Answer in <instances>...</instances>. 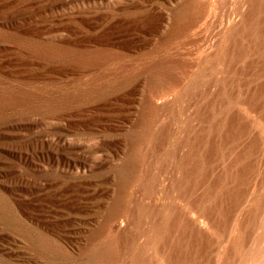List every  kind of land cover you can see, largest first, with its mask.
Segmentation results:
<instances>
[{
	"label": "rangeland",
	"instance_id": "374dc122",
	"mask_svg": "<svg viewBox=\"0 0 264 264\" xmlns=\"http://www.w3.org/2000/svg\"><path fill=\"white\" fill-rule=\"evenodd\" d=\"M83 1L45 10L39 0L0 1L1 11L39 10L17 25L0 26V122L45 120L0 131V264H121L122 248H127L128 264H150V248H169L180 193L192 200L206 193L214 201L209 159L218 117L209 111L214 95L206 90H215L225 61L230 63L228 80L236 86L229 43L237 36L245 55L248 0ZM163 13L167 19L159 22ZM23 30L41 35L31 37ZM51 36L58 38L46 39ZM61 69L67 72L56 73ZM140 80L138 94L126 97L138 102L114 100ZM252 87L246 84L241 99ZM152 91L158 97L174 95L171 111L178 126L171 140L169 117L149 113ZM236 102L229 101L221 138L244 134L245 118L237 114ZM68 112H76L63 117L69 123L52 119ZM233 115L240 121L232 129ZM183 129L192 152L175 160L173 142L181 143ZM55 135L78 146L64 151L54 146L49 153L35 149ZM95 159L101 167L90 171ZM132 160L138 166L128 170ZM173 168L180 180L173 184L168 205L135 202L136 190L147 197L161 189L164 196L168 189L157 176ZM109 175L123 182L132 208L134 235L127 240L100 229L116 201L107 192L120 186ZM40 184L49 187L38 191ZM174 245L200 248L183 228ZM32 257L37 261H22Z\"/></svg>",
	"mask_w": 264,
	"mask_h": 264
},
{
	"label": "bare ground",
	"instance_id": "6f19581e",
	"mask_svg": "<svg viewBox=\"0 0 264 264\" xmlns=\"http://www.w3.org/2000/svg\"><path fill=\"white\" fill-rule=\"evenodd\" d=\"M39 1L43 2L40 10H45L68 4L70 0ZM189 1L193 4L197 2V0ZM84 2L82 0V3ZM202 4L206 7L208 3L204 1ZM37 13L39 10L34 8L18 10L16 8L10 12L0 10V26L5 28L12 24L17 25L18 21L22 20L21 17L31 18ZM165 15V13L161 14L159 22L167 19ZM239 29L236 27L235 32L239 33ZM177 31L179 30L176 29L175 32ZM247 31L248 40L245 55L240 53L242 50L241 39L236 36L229 43L230 52L235 53L232 65L237 76L235 88L233 89L232 83L228 80L230 63L225 61L222 62V67L218 68L215 90H210V88L206 90L207 96L214 95L209 111L213 117H218V122L215 125L216 133L211 140L212 153L209 159L210 171L213 176L211 193L214 195V201L210 203L206 193L196 200H192L189 195L180 193L178 201L175 203L177 215L173 224L169 248H150V264H264V0H248ZM22 32L31 37H40L41 35L38 31L33 30H23ZM57 38L51 36L46 39L53 41ZM49 69L51 70L50 67L47 70ZM66 72L67 70L61 69L56 73ZM131 75H135V73L125 75L124 78ZM141 83V80L135 82L133 87L116 94L114 100H124L129 104L138 102L135 98L127 99L126 97L138 94L137 88ZM246 84H253L254 87L246 99H241L242 94H247L244 88ZM103 85L105 84L102 83L101 86ZM147 99L150 115L153 113L160 119L164 116L169 117L167 135L168 140H171L178 126V119L171 111L175 102L174 95L158 97L155 91H152L151 96ZM233 100L237 101V114L245 118L244 134L242 137L221 138L219 133H222L223 124L230 113L228 104ZM186 112L188 117L189 108ZM73 114L76 112H68L66 115L58 114L52 119L69 123V120L63 119V117H70ZM229 119V127L232 129L239 125V115H233ZM38 121L39 123L45 122L44 119L35 120V122L34 120L28 121L26 124L25 120H12L11 122L3 120L0 122V131L30 126V123L36 124ZM49 125H53V123H49ZM182 133L184 137H181V143L173 142L172 158L175 160L183 154L192 152V144L187 138V131L183 129ZM54 146L59 148L61 146L64 151L74 149L78 144L66 141L60 135H55L48 142L39 141L38 148L35 149L42 153L44 151L49 153L54 150ZM98 161V159L94 160L90 171L101 167ZM78 166L75 164L72 169L76 170L79 168ZM137 166L136 161L132 160L126 168L133 170ZM125 176H129V174L126 173ZM114 177V175H109L107 179L120 186L115 190L110 189L107 194L112 193V197L116 201L110 204L106 222L100 229L109 234L121 233L127 240L134 233V216L125 196L127 193L121 187L123 182L114 180ZM157 180L159 185L167 187V193L163 196V190L158 189L154 194L145 197L142 191L136 190L133 194L135 202L144 201L152 207L168 205L173 184L180 180L179 172L173 168L168 175H158ZM48 187L49 185L40 184L37 189L44 191ZM32 190V187L27 188L30 195ZM12 217L15 219V216ZM179 228H183L186 235L195 243L197 242L200 248H175L174 238ZM14 254L12 253L13 256ZM126 256L127 248H122L119 258L121 264H128ZM22 261L30 263L37 261V258H23Z\"/></svg>",
	"mask_w": 264,
	"mask_h": 264
}]
</instances>
